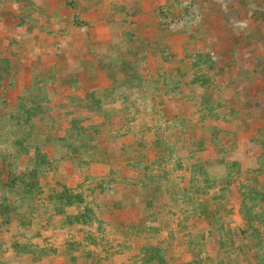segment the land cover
Here are the masks:
<instances>
[{
  "label": "rangeland",
  "instance_id": "374dc122",
  "mask_svg": "<svg viewBox=\"0 0 264 264\" xmlns=\"http://www.w3.org/2000/svg\"><path fill=\"white\" fill-rule=\"evenodd\" d=\"M13 4L0 0V84L20 90L0 89V264H264V0H71L67 29L118 31L61 38L70 57L48 68L54 49L8 38ZM136 53L129 90L120 60ZM35 98L43 112L20 123ZM34 169L25 195L12 178Z\"/></svg>",
  "mask_w": 264,
  "mask_h": 264
},
{
  "label": "crops",
  "instance_id": "0c3cea01",
  "mask_svg": "<svg viewBox=\"0 0 264 264\" xmlns=\"http://www.w3.org/2000/svg\"><path fill=\"white\" fill-rule=\"evenodd\" d=\"M47 1H52V0H13L14 4L11 5V9L9 8V10L11 11L10 16L12 18L16 19L14 21V23L12 24V28L15 29V31H14L13 35H11V37H8V38H11V40L13 38H15V40H19L20 37L21 38L25 37V38L29 39V41H31V48H36L39 51H40V49L42 50V47H44V46L48 47L49 50L54 49L55 53L53 54L51 52L50 53L51 55H49V56L45 53H42V52L39 53L40 54L39 55V58H40L39 61L46 63L45 67H47V68L49 66H52V65H57L58 56L59 57L65 56L66 58L70 57V55L68 56L67 54L71 52V51H69V50H71V48L68 45L64 47L63 42L57 43V41H60L61 38H64V37L68 38L69 37L72 39V36H75L74 34H78V32H80V33L83 32L85 37H82L79 41H76L75 44H79L82 46V44H81L82 42L87 43V40H88L87 35L89 34L91 36V38L93 37V39L96 40L98 45L107 46V45H110L111 38L114 37L118 31V30L116 31L115 29H113L110 25H97V26H95V29L93 31L90 30V33H87L86 28H84L82 31H80V29H78V27H75L74 25H73V27H71V25H69V28L67 29L66 27L63 26L64 24H62V19L64 20L67 17H70V19H71L74 17L75 13L78 12L75 9H72V8L67 6L66 3L70 2L71 0H54V1H58V2L62 1L64 3L65 8H62L61 12L58 10L57 11L56 10H49L44 4L37 3V2H47ZM26 2L27 3L33 2L34 4H39L42 7L38 11L31 10L30 8L27 9V7H25ZM19 5L21 8H23V7H25V8L21 9L19 7ZM90 11H91V9L88 10L87 12H90ZM63 14H65V15H63ZM143 17L140 16V18H143ZM41 18H45V20L41 21ZM30 19L31 20L32 19H34V20L39 19V21L37 20L38 24L32 26L29 22ZM68 20L69 19L67 18V21ZM49 22L51 23V27H52V29H50V30H49L50 27H46ZM50 34H52L53 36L56 35V37L54 36V38H53V36H49ZM57 35H58V37H57ZM46 39H48L49 41L54 39L57 47H54L55 45H51V48H50V46L48 44L43 45V43H46V41H48ZM93 39H91V40L93 41ZM12 43L14 44L13 41H12ZM86 43H85V45H87ZM36 55H38V54H36ZM45 57H47V59L49 61L45 60ZM22 58H23V56H22ZM25 60L23 58V60L20 62H29V61H27V60L25 61ZM81 63L82 62L78 61L77 64L80 66ZM15 65L18 66V63H16ZM10 73L14 74L13 72H8L7 75H10ZM17 74L19 76H21L22 80H20V82L26 81V83H28V86L25 90H27L28 88L29 89L31 88L32 82L35 83V81H33L32 79L26 77L27 74L24 70H23V72H20ZM72 76L75 77V75H72ZM52 80H53L52 81L53 86H51V87H53V89L57 88L55 99H57L59 96H62L64 98L68 99L70 95H66V93H63L62 91L60 92L61 88L57 87L59 82L61 84V83L66 82V81L64 79H61V78H57L56 80L52 78ZM83 80L85 81V79H83ZM44 82H45V80H44ZM78 82H80V81H78ZM0 83H1V76H0ZM32 86H34V85H32ZM81 87H82V85L81 86L77 85L74 87V90H76V92H81V89H82ZM0 89L5 90V92L11 91L12 96L15 98L18 95H20V90L17 87H14V88L12 87L10 89H7L6 86H4L3 84H0ZM6 98L9 100V98L7 96H6ZM126 213H127V215H130V213H128V212H126ZM126 213H124L123 217L125 216ZM128 220H133L131 215L129 216Z\"/></svg>",
  "mask_w": 264,
  "mask_h": 264
},
{
  "label": "trees",
  "instance_id": "16d2710c",
  "mask_svg": "<svg viewBox=\"0 0 264 264\" xmlns=\"http://www.w3.org/2000/svg\"><path fill=\"white\" fill-rule=\"evenodd\" d=\"M78 15H79V13H78ZM78 15H76V17H78ZM174 19L173 18H171V21H173ZM174 22V21H173ZM177 22V21H176ZM78 24H80V23H78ZM139 53H136L135 54V58L134 59H131L130 57H129V55H125L124 57H122V59L120 60V64H121V66H124V71H122V72H124V75L126 76V81H128V83H124V85L125 86H129V90L131 89V87L130 86H132L134 83H135V81L136 80H141V76H139V74H137V67H138V64H136L137 63V61H139V59L136 57V55H138ZM114 65V64H113ZM7 68H9L8 67V65H7ZM122 68V67H121ZM135 80V81H134ZM111 82H112V79H111ZM116 83V80L115 79H113V84H115ZM90 92H92L91 93V95H93V96H95L96 97V95H95V91H90ZM34 101H35V104H33V106H30V107H28V109H26L25 111H26V115H27V118H25L24 120L22 119L21 121H20V123H27L28 125L29 124H31L32 123V121H33V118L35 117V116H38V115H40L42 112H43V104L41 103L42 101H40V99H38V98H35L34 99ZM39 101V102H38ZM31 116V117H30ZM19 123V122H18ZM75 124H76V121L74 120L73 122H72V128H74L75 127ZM76 137L78 138V135L76 134ZM81 145V141L79 140L78 142H77V147H79ZM25 150V149H24ZM33 150H35V151H37V150H39V147L38 146H36V147H33ZM37 156L38 157H40L41 156V159H42V161L43 162H47V159H46V157H44V155L43 154H41V153H38L37 154ZM3 162L5 163L6 162V159H4L3 160ZM12 171H11V169H9V173H11ZM24 177L25 176H15L14 178H12L13 180L11 181V184H12V182H13V184H15V183H17V180H15V179H18V181H22V184H24V187H23V189H24V191H23V194H27V195H30V196H32L33 194H35V192L39 189V186H40V182H39V173H38V171H36L35 169L34 170H32V172H30L29 174H28V179H29V181H27V182H25L24 180ZM9 178V177H8ZM7 178V179H8ZM7 179L4 181L3 180V177H2V175H1V173H0V189L2 188V201L4 202V201H6V199H7V195H6V192H5V187H7L9 184H8V181H7ZM19 188V187H18ZM20 189V188H19ZM22 189V188H21ZM39 191V190H38ZM72 202V201H71ZM6 203V202H5ZM6 206H4V204L2 205V207H0V210L2 209L3 210V212H7V214L6 215H8V216H6L7 218H5L4 220H8V219H10L11 218V216H12V214H11V211H13V208L11 207V205H9V204H5ZM13 213V212H12ZM1 247V246H0Z\"/></svg>",
  "mask_w": 264,
  "mask_h": 264
}]
</instances>
